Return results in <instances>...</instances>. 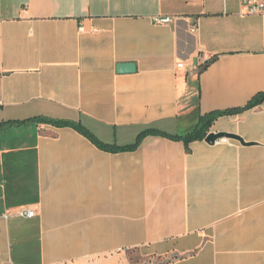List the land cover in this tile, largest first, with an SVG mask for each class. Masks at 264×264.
Segmentation results:
<instances>
[{
    "label": "crops",
    "instance_id": "obj_1",
    "mask_svg": "<svg viewBox=\"0 0 264 264\" xmlns=\"http://www.w3.org/2000/svg\"><path fill=\"white\" fill-rule=\"evenodd\" d=\"M262 95L240 0H0V264H264Z\"/></svg>",
    "mask_w": 264,
    "mask_h": 264
},
{
    "label": "trees",
    "instance_id": "obj_2",
    "mask_svg": "<svg viewBox=\"0 0 264 264\" xmlns=\"http://www.w3.org/2000/svg\"><path fill=\"white\" fill-rule=\"evenodd\" d=\"M264 102V95L257 97L255 100H253L246 109H250L252 107H254L257 104L263 103ZM242 110H234V111H227V112H220V113H215V114H211L207 117H204L200 124L198 125V127L195 129V131H193L192 133H190L189 135H187L186 137H179V139H184L185 142L187 144L195 141V140H203L206 139L207 137V133L210 129V127L212 126L213 122L220 116L223 115H232V114H238L241 113ZM55 125L58 126H67V127H73L76 130H78L79 132H81L82 134H84L86 137H88L94 144H96L99 148L103 149V150H108V151H114V152H118V151H131V150H135L139 144L141 143L142 139L148 135V134H161V132L156 131L154 129L152 130H148L144 133H142L136 144L132 145V146H127V147H117V146H109L106 144H103L102 142H100L93 134H91L89 131L85 130L83 127L81 126H76L67 122H54Z\"/></svg>",
    "mask_w": 264,
    "mask_h": 264
},
{
    "label": "built area",
    "instance_id": "obj_3",
    "mask_svg": "<svg viewBox=\"0 0 264 264\" xmlns=\"http://www.w3.org/2000/svg\"><path fill=\"white\" fill-rule=\"evenodd\" d=\"M241 6L244 9L245 15H260L264 16V0H240ZM154 23L156 25H172L175 23L174 18L171 17H156L154 18ZM198 31V25L195 24L192 27V33H196ZM179 67H183V64H180ZM229 139H220L216 142V144L228 143ZM9 214L8 216H10ZM15 216L22 218H34L36 216V212L30 209H20L14 214Z\"/></svg>",
    "mask_w": 264,
    "mask_h": 264
},
{
    "label": "water",
    "instance_id": "obj_4",
    "mask_svg": "<svg viewBox=\"0 0 264 264\" xmlns=\"http://www.w3.org/2000/svg\"><path fill=\"white\" fill-rule=\"evenodd\" d=\"M118 73H133L136 71V65L135 64H120L117 68ZM233 139L239 141L241 144L246 145L245 141L234 134H227V133H211L206 137V142L208 144H216V142L220 139Z\"/></svg>",
    "mask_w": 264,
    "mask_h": 264
}]
</instances>
